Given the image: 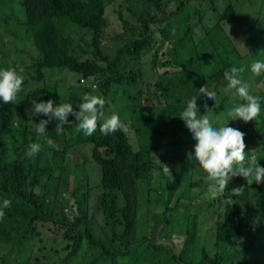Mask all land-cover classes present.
Here are the masks:
<instances>
[{
    "label": "trees",
    "instance_id": "trees-1",
    "mask_svg": "<svg viewBox=\"0 0 264 264\" xmlns=\"http://www.w3.org/2000/svg\"><path fill=\"white\" fill-rule=\"evenodd\" d=\"M132 1L0 0V45L8 47L7 58H19L6 62L0 70L15 69L24 77L16 100L8 104L0 101V202L12 201L16 211L9 215L17 221L11 218L10 227L2 226V232L0 228L1 235L6 230L8 234L0 239V259L10 264L5 257L27 244V264H264V209L259 208L260 201L264 204V183L250 185L244 178L234 177L222 196L203 197L197 204L201 207L199 213H191L193 201L189 209H180L183 200L199 198L198 189H192L194 183L208 192L210 182L190 156L194 155L195 141L179 115L187 100L194 97L198 115L206 114L203 106L207 104L209 118L217 127L221 126L217 118L222 111L228 123L227 111L243 103L241 98L224 91L228 83L224 72L233 66L245 69L241 77L249 83L250 93L259 98L261 111L253 121L234 120L228 126L244 134L246 157L255 155L264 167V87H257L264 81V72L259 76L251 73L253 62L243 61L245 56L232 37L219 46L210 38L216 27L222 29L224 20L236 17L234 5L228 3L216 24L207 26L202 34L206 39L199 41L203 50L198 52L190 34L192 29L189 27L184 36L176 38L178 27L172 34L174 22L170 20H187V7L198 0ZM114 4L119 6L117 15L127 44L110 57L103 51L102 41ZM136 4L145 6L148 15H139ZM170 5L174 8L169 9ZM197 17L196 13L194 21ZM71 26L90 30L91 34L84 31L81 39L87 42L85 50L92 52L93 57L81 59L73 54L67 40L77 30ZM155 27L167 43L166 55L170 59H162L156 51ZM190 42L194 49L180 50L178 60L171 58V50ZM27 52L40 53L36 65L41 68L65 67L79 74V83L80 78L97 81L105 105L117 100L116 110L122 113L124 129L103 135L98 124L92 136H72L78 146L91 144L92 160L100 166L97 206L91 204L89 178L81 177L85 170L80 169L82 153V163L73 165L75 151H70V146L60 148L62 143L69 142V129L64 125L62 133L57 134L58 121L52 120L45 135L40 136L36 124L48 118L32 111V101L70 103L77 111L83 101L70 94L73 84L67 85L64 78L53 86L27 91L32 80L28 74L35 66L26 64ZM200 53L204 61L200 60ZM146 56L149 62L144 63ZM170 65L178 68L171 72L179 76L166 85L165 78L171 79L170 70L160 73L159 68ZM190 65L193 67L189 68ZM34 78L43 80L42 74ZM202 86L215 92V98L202 97L198 91ZM128 113L133 114L130 121L125 119ZM68 120L76 121L71 114ZM128 124L139 135L136 143L129 138L131 129L125 126ZM142 129L157 132L160 143L143 145ZM47 138L53 139L57 147H49ZM31 143L41 145L34 157L26 155ZM176 146L180 148L179 155L173 150ZM164 147L169 148L165 157L157 154L156 159V153ZM176 157L178 164L173 163ZM166 158L171 159L164 163ZM187 158L191 163L183 167ZM166 163L171 166L169 171ZM71 174L74 179L70 191ZM237 187H243L242 193L230 196ZM23 206L32 212L22 213ZM158 208L160 211L155 213ZM139 210L149 212L153 225L138 227ZM208 215L214 222L205 230L202 226L208 224ZM47 225L51 226L52 236L40 231ZM159 226L164 230L157 236L163 239H171L172 233L182 236L179 249L155 239ZM16 227L20 231L15 234ZM163 231L167 236H161Z\"/></svg>",
    "mask_w": 264,
    "mask_h": 264
},
{
    "label": "rangeland",
    "instance_id": "rangeland-1",
    "mask_svg": "<svg viewBox=\"0 0 264 264\" xmlns=\"http://www.w3.org/2000/svg\"><path fill=\"white\" fill-rule=\"evenodd\" d=\"M134 2V0L132 1ZM232 3L234 5L235 11H236V17L235 18H229L227 20H224L222 23V29L221 27H216L210 34V38L215 42L216 46H219L221 43H223L225 40H227V37H232V41L238 44L239 46V52L244 55V62L249 61L254 62V60L259 59L261 61H264V0H198L197 3H193L192 5L189 4L186 11L190 9V17L187 20L178 19V21L173 17L170 18L172 22H174L172 26L171 33L174 34L177 27V35L176 38L184 36L185 32H187V29L190 27L192 30L190 34L194 38V44H196L198 52H201L203 50L202 45L199 43L200 40L206 39L202 34L205 32V29L214 24H216L217 19L219 18V15H222L225 12V9L227 8L228 3ZM173 5V4H172ZM172 5H170L169 9L174 8ZM126 7V6H125ZM117 8H119L118 5L114 4L110 7V13H109V23L106 31V38L102 41V48L103 51L109 55L110 57H114V54L116 51L126 43V37L124 36V30L122 27L121 20L119 19V16L117 15ZM135 9H137V13L142 16L148 15V9L140 4H136L134 6ZM196 13L198 14L197 21H194V18L196 16ZM124 14L128 17L129 20H131V16L127 9H124ZM195 15V16H194ZM180 18V17H178ZM132 21V20H131ZM164 27L163 25H160V27ZM72 29L77 30L72 35V38H69L67 40V45L71 47L72 52L74 55H79L81 59H86L93 57L92 52H88L86 49V44L84 40L81 38L84 37L85 34L84 31H87L89 34L90 30L83 29V28H77L74 26H71ZM238 29V30H237ZM154 44L156 47L157 53L159 52V57L170 59L169 56L166 55V48L167 43L164 40L163 36L160 33V30L158 28H154ZM242 36V37H241ZM130 37V36H128ZM6 40V39H5ZM193 43H188L186 46L179 48V49H173L171 50V58L172 59H179L180 50H184L189 52L193 48ZM8 53V47L0 45V66L5 65V63L11 61L14 62L18 58L17 55H14L11 58H7ZM201 61L205 60V57H203V54L200 53ZM40 53L39 52H27L26 54V64L28 66H34L32 72L28 74V77H30L32 80L30 81L29 85H27V91L29 90H35L39 88H43L45 86H53L54 84H58L62 81H60L62 78L66 80L67 85L73 84V89L70 94L78 96L83 101V95L93 94L104 97L103 92L98 89H92L90 87L92 78H89L85 84L79 83V74L75 72H70L69 70L65 69L64 67H39L37 66V62L39 59ZM214 56V55H212ZM9 57V56H8ZM215 58V57H214ZM144 63L149 62V57L146 56L143 60ZM193 65H190L189 68H192ZM20 69V68H19ZM167 69L170 70V77L171 79L168 80L165 78L164 82L166 85H168L169 82L173 81V77H177L179 75L174 74L171 71L178 70L175 65H170V67H160L159 72L163 73ZM180 69V67H179ZM168 71V70H167ZM39 74H42L43 80L40 81L34 76H39ZM68 82V83H67ZM62 85V84H61ZM59 86V88L61 87ZM65 91V88H61L60 92L63 93ZM117 100H115L114 103L110 105H105L104 112L105 116L111 115L113 113L118 114L120 117H122L121 111L118 112L117 109ZM222 111L219 114V120L217 122L219 125L227 124V119L224 118ZM133 118L132 113H128L125 116L126 120H131ZM211 121V120H210ZM71 125L66 124V127L69 129V133L71 134V137L69 138V142L62 143L60 148H63L65 146H70V151H75L72 154V161L73 165L82 163V160L79 158V154H81L83 158V164L80 169H85L84 173L81 175L82 178H89V191L91 192V204L97 206V196L99 193V182H100V176H101V169L100 166L92 160L91 156V150L92 146L91 144L86 143L85 145L78 146L75 144L74 139L72 136H83L84 134L80 132L76 126V121H70ZM101 122L98 121V124ZM212 125L214 127H217L215 123L211 121ZM128 130L131 129V126L125 125ZM218 128V127H217ZM129 138L131 142L136 143L137 137L139 136L137 132L133 129L128 131ZM140 141L143 145H149V144H159L160 138L158 137V133L155 131H148L143 130L141 131ZM169 148L164 147L160 149L156 153V159L158 157L157 154H160L162 157H165V153L168 151ZM174 151L177 152L179 155L180 148L179 146L174 147ZM84 154V155H83ZM85 156V157H84ZM86 158V159H85ZM159 159V157H158ZM171 158H166L164 160V163L168 161ZM89 162V163H87ZM174 164H178L179 160L178 157L174 158L173 160ZM191 161L189 158H187L186 162L183 163V167H188L190 165ZM165 168L170 169L171 166L169 163L164 164ZM79 169V170H80ZM73 179L74 175H70V181H69V190L71 191L73 189ZM201 179V176H198V180ZM168 180L164 178V182L166 183ZM198 189L200 192L197 196H199L198 199H188L183 200L182 204L180 206L181 210L189 209L190 208V202L193 201V208H191V213H199L201 211V207L197 204H200L202 202L203 197L205 199L208 198V192L204 191V187L197 186L196 183L192 185V189ZM10 200V199H9ZM195 200V201H194ZM0 205H2V202H0ZM194 207L196 208V211H194ZM260 210L264 209L263 202L260 201L259 203ZM16 211L14 208V205L11 201V206L7 209H4L5 216L2 220H0V228L2 232V226L10 227L8 224V220H11V218H14V215H9L10 212ZM22 213L24 214H30L32 212L31 209L28 207L21 208ZM160 209H156L155 213H158ZM20 215H18L19 217ZM15 220V218H14ZM16 221V220H15ZM17 222V221H16ZM208 224H204L202 226V229L208 230L210 226L214 222V218L211 215H208L207 217ZM147 225H153V221L149 220V212L144 210H139L138 212V227L143 229L146 228ZM14 233H18L20 229L18 227L14 228ZM164 230L163 226H159L155 231V239L160 241H166L170 243L174 248L179 249L182 241V236L177 233H172L171 239H163L162 237L157 236L161 233V231ZM40 231L42 234H48L53 235V231L51 230V226L47 225L45 227H41ZM0 232V239H5L7 234V230L3 232L1 235ZM161 236H167L166 231H163ZM12 239V237H10ZM14 240V239H12ZM28 251L29 248L27 244L23 245L21 247V251L18 249H15L12 254H8L6 258V261H10V264H27L28 260ZM0 264H5L3 259H0Z\"/></svg>",
    "mask_w": 264,
    "mask_h": 264
},
{
    "label": "clouds",
    "instance_id": "clouds-1",
    "mask_svg": "<svg viewBox=\"0 0 264 264\" xmlns=\"http://www.w3.org/2000/svg\"><path fill=\"white\" fill-rule=\"evenodd\" d=\"M65 69L69 70L68 68ZM244 71L243 67L233 66L224 72V78L228 82L224 91L226 93L231 92L233 97H239L243 100V103L234 105L227 111L228 123L234 120H241L245 123L253 121L261 111L259 98L250 93L249 83L241 77V73ZM250 71L254 76H259L264 72V61L254 60L250 65ZM82 79L85 81L83 84L88 80L80 78V83H82ZM23 82L24 77L18 74L15 69L0 70V101L5 104L13 103L17 94L22 90ZM93 83L97 84L95 89H98V82L92 81L91 85ZM257 87H264V81H261ZM198 91L202 97L207 99H214L216 96V93L209 91L206 86H202ZM105 103V99L101 96L88 93L83 95V102L77 106L78 111L70 103L54 105L52 100L40 103L32 101V111L35 115H43L48 118L36 124L35 130L40 136H44L49 122L55 120L58 121L55 132L60 134L64 130V125H71L68 120L70 114L75 117L78 130L86 136H92L97 131L98 121L101 122L99 131L103 135L124 129L118 114L113 113L105 116ZM203 107L206 114L198 115L197 99L190 98L179 118L184 121L195 141L194 155L190 154V156L198 162V165L207 174L206 180L210 182L208 186L210 198L215 199L222 196L234 177H242L250 185L254 182L257 184L264 183V167L259 165L255 155L248 157L245 155L244 134L238 129L229 127L228 123L222 124L218 128L214 127L208 115L210 111H207V104ZM45 142L49 147H57L51 138H47ZM40 148L39 143H31L28 145L26 155L34 157ZM166 171L169 169L166 168ZM242 191L243 187H237L232 189L229 194L230 196H239ZM10 206L11 200H3L2 205H0V220L5 216L4 209Z\"/></svg>",
    "mask_w": 264,
    "mask_h": 264
},
{
    "label": "built area",
    "instance_id": "built-area-1",
    "mask_svg": "<svg viewBox=\"0 0 264 264\" xmlns=\"http://www.w3.org/2000/svg\"><path fill=\"white\" fill-rule=\"evenodd\" d=\"M81 82L84 83L85 81L82 79ZM91 87L95 89V88H97V84H96V83H93V84L91 85Z\"/></svg>",
    "mask_w": 264,
    "mask_h": 264
}]
</instances>
